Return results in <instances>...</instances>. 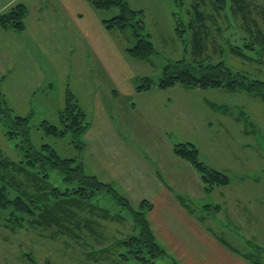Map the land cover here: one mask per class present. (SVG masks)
<instances>
[{"label": "rangeland", "instance_id": "1", "mask_svg": "<svg viewBox=\"0 0 264 264\" xmlns=\"http://www.w3.org/2000/svg\"><path fill=\"white\" fill-rule=\"evenodd\" d=\"M127 1L132 7L144 10L145 33H150L155 47V51L147 59H133L128 56L133 64L132 66L136 69L135 73L138 80L135 82L140 83L143 77H149L153 81L158 82L164 67L170 62L182 58L195 64H198V61L202 59L205 63L224 61L236 71H243L253 78L264 80V60L260 59L259 55L261 51L253 53L246 49L245 52L248 55L255 56V59H251L242 57L241 54L232 52L230 49V44L243 48L246 42L248 44L255 41L256 36L264 35V0H246L248 7L246 16L242 11H235L233 0H227L225 11L229 18L222 11L217 16L216 21H208L211 26L207 37H203L201 40L203 51L197 57L193 54L195 49L192 38L187 39L188 51L185 50L184 44L178 39L175 33L177 18L173 16L174 11L185 12L191 6L190 4L193 0H177V2L175 0ZM18 3L24 2H13L9 7L0 11V15L10 11ZM24 4L28 8L25 28L16 30L4 28L0 24L2 30L17 34V32H23L27 28V18L30 9L27 3ZM213 8L211 4H208L204 7V10L206 12L213 11ZM58 12L60 11L58 10ZM117 12L118 9L115 8L111 11L99 10L103 18H110ZM184 19L188 22L190 17L184 16ZM36 24L34 22L33 26ZM259 30H262V33H259ZM133 33L132 27L124 31H112L113 37L115 36L114 38L112 37L115 39L113 43H116L118 50L124 51L127 46L134 45L136 37ZM203 36H205V33H203ZM58 37H62L60 32ZM59 39H61L60 43L62 44L66 38ZM3 43L0 41V44L3 45ZM62 47L64 48V46ZM2 48L3 46L0 47V49ZM5 59L6 55L0 56V66ZM40 64L45 66L49 73L54 68V65H59L54 61L50 62L49 59L44 57L41 58ZM84 68L89 74L88 85L90 81H93L94 85H100L104 82L102 96L106 97L105 104L92 103L91 97L96 90L94 89L95 86L86 90V92L90 93L87 96L82 92L85 82L81 84V89L79 90L81 95L77 94L76 96H78L81 106L88 113L90 125L95 117V111L104 107L125 111L127 110V105L133 102V99L135 100L132 97L133 93L131 94L132 96L130 93H123L115 81L110 80L109 75L101 74L103 71L100 70V73L93 63H84ZM96 72L99 74L96 75ZM17 73L18 75H23L25 71L23 68L17 71V67L13 69L7 68L6 70L0 69V92L6 98L8 106L13 109V114L31 117L30 136L31 141L37 147L43 143H50L62 157H75L77 160H82L86 172L97 175L99 180L107 183L106 188L99 186L97 189L89 190V199H87L95 205H99L100 209L105 210V213L98 212L95 214L92 212L90 214L73 210L75 213V217L71 220L73 224L68 225L65 223L64 226L70 227L74 232H66L63 231L62 226L58 225L56 221L47 227L39 225L17 226V222H15L12 215L15 210L14 206L12 204L0 206V264H149L135 257L137 254L136 243L133 244V248H130L123 243V240L141 234V227L135 219L136 213L131 208L133 207L134 210L141 209L144 215L148 217V213L151 210L150 205L153 204L152 200L141 196V186L136 185L133 187L129 185L130 189L125 188L124 184L116 183L111 177H103V175L95 173L93 169L95 168L94 138L93 140L91 139L93 146L89 145V147L84 136L83 139L86 142V146L81 152L72 142L74 139L73 133L68 132L63 136L46 134L39 127V124L43 120L48 119L39 115L34 116V113L29 108L27 93L29 95L32 94L34 97L36 89L33 92L31 87L29 90L27 88L18 89V93H21L24 97H17ZM20 79L27 81L28 85L31 84L30 75L28 78L19 76L18 80ZM174 87L176 88L172 89V92H174V97L180 100L181 106L179 107L183 110L181 119L173 120L169 117H161L158 119L157 126L152 128H148L142 118L139 119V115H135L133 122L128 119L129 128L127 130L122 129V131L128 140L127 143L130 145L132 154H130V150L127 151L128 146L122 144L120 147L119 144L121 143L118 138L114 143V140L109 135L112 148H115L117 152L115 154L121 152L120 157L117 156L115 159L118 160L119 164L127 166V169L123 168L118 171L122 174L129 172L130 181H133L134 177L142 179L143 171L140 169L141 165L132 157L135 156L138 159L141 154H144L143 150H146L147 146L151 147L158 140L162 141V144H166L164 135L160 130L163 125H172L169 132L173 133L170 145L173 154L184 162L189 163L201 177L199 182L196 181L197 185L193 181L191 174L186 172L184 178L188 183L186 186L183 184L182 186L191 192L195 188L194 193L198 195L195 194V197L188 198L194 194L185 193L188 197H179L188 205L192 213L205 219L204 224L211 232L220 238L222 237V239L228 240L230 244L239 247L241 250L246 245L252 253L257 255V258L261 254L264 263V98L246 91H228L223 88L187 89L181 85ZM113 89L118 91L117 97L111 99L105 96L107 92H111ZM66 90L62 89L61 83L55 84L54 92L57 95L63 91L65 97ZM42 91L44 92V90L38 89L39 95ZM46 93L48 92L46 91ZM37 103L39 111L49 117V122L62 126L59 114L64 103L57 111L58 105L61 103V101L59 103L58 97L41 94ZM211 103L214 109L211 107ZM226 104L231 106L230 111L232 113L229 115L220 113L225 111L224 105L229 108ZM126 113L128 114V112ZM123 117L126 119L127 115ZM193 124L196 125L197 129H190V125ZM242 129L247 131V133L251 130L254 132L246 135ZM20 139L22 137L18 138V140L17 137L9 139L3 123L0 122V159L25 160L27 158V145L24 147L18 145L21 143L19 142ZM180 142L195 143L200 150L201 158L213 168L225 169L224 171L229 172L232 177V184L235 185H231L228 188V185H226L214 187L212 190L207 189L202 175L195 166L176 154L174 146ZM246 142L251 143L250 148L243 147ZM102 154L105 158L108 155L107 153ZM245 171H249L250 176L254 177L256 181L255 185L247 184L241 190L240 187H237L238 183L236 182L238 181L237 178L242 176ZM49 173L51 182L61 189H65L67 186H75L64 179V173L59 168H50ZM106 175L109 176V174ZM191 180L192 183L190 184L189 181ZM13 181L17 184L15 179ZM13 188L15 187L13 186ZM199 192L201 193L199 194ZM145 193L146 195L151 194L149 192ZM237 199L239 202L235 201ZM143 200H147L148 204L142 206ZM244 204L246 205L245 207L243 206ZM219 205L220 209L218 211L216 207ZM241 207L247 213L239 216L238 213ZM210 211H212L211 214H209ZM15 212L17 214V211ZM167 215L169 216L168 223L171 227V233L175 234L174 224L175 222L183 223V217L175 211H169ZM153 227L158 233V226L155 225ZM153 227L152 229H154ZM184 231L186 232L182 237L184 238L185 249L191 255V260L193 259V254L196 253L198 255L194 257L195 262L205 261V255L202 252H214L212 247L201 240H197V247L193 246V238L197 235L191 233L190 228L186 225H184ZM156 238L167 251V254L158 257L155 264H187L179 253L178 248L173 249L169 243L159 238V233ZM145 247L140 253L141 255L146 251ZM146 255H148L147 251ZM208 264L216 263L209 259Z\"/></svg>", "mask_w": 264, "mask_h": 264}, {"label": "crops", "instance_id": "2", "mask_svg": "<svg viewBox=\"0 0 264 264\" xmlns=\"http://www.w3.org/2000/svg\"><path fill=\"white\" fill-rule=\"evenodd\" d=\"M15 1L29 5L27 28L23 32H17V34L0 28V41L4 42L3 45L0 44V47L3 46L4 48L0 49V56L6 55V59L1 63L0 69L6 70L7 68L13 69L16 67L17 71H20L21 68L24 69L25 74L18 75L17 73V97H24V95L18 93V89L27 88L29 90L31 87L32 92L36 89L34 97L32 94L29 95L27 93L29 108L34 113V116L39 115L49 120L47 114L39 111L37 106V100L41 94L58 97V101L59 103L61 101V103L58 105L57 111L63 105L65 98L63 91L59 95L54 92L56 83H61L62 89L70 87L76 95H81L79 93L80 86L85 82L82 92L87 96L90 93L86 92V90L95 86L94 89L96 90L91 97L92 103L105 104L106 97L102 96L104 82L100 85H94V82L90 81L89 85L87 84L89 74L84 68V63H93L100 73V70L103 71L101 74L109 75V79L114 80L123 93H130V95L133 93V96H131L135 98L133 102L127 105V110L125 111H122V109L120 111L112 110V108L107 107L95 111V117L84 135L88 146H93L91 139H95L93 149L95 160V168L93 169L95 173H99L103 177H111L116 183L124 184L125 188H129V185L133 187L136 185L141 186V196L150 198L153 202V207L148 213L150 225L158 226L159 238L169 243L173 249L178 248L179 253L187 264H208L209 259L216 264H257V262L264 264L261 254L257 258V255L252 253L246 245L241 250L239 247L230 244L228 240L222 239V237L220 238L211 232L204 224L205 219L192 213L188 205L179 197L186 196L185 193L194 194L190 195V197L186 196L188 198L198 195L194 193L195 188L191 192L182 186V184L186 186L188 183L184 178L186 172L191 174L193 181L197 185L196 181L199 182L201 177L189 163L184 162L173 154L170 147L173 133L169 132L172 125H163L160 130L164 135L166 144H162V141L158 140L151 147L147 146L146 150H143L144 154H141L138 159L135 156L132 157L141 165L140 169L143 171L142 179L134 177L133 181H130L129 172L122 174L118 171L123 168L127 169V166L119 164L118 160L115 159L117 156L120 157L121 152L115 154L117 152L115 148H112L109 135L114 140V143L118 138L121 143L119 144L120 147L122 144L128 146V151L130 150V145L127 143L128 140L122 131V129L127 130L129 128L128 119L133 122L135 115H139V119L142 118L148 128L157 126L158 119L161 117H169L173 120L181 119L183 114L182 108L179 107L181 103L178 98L174 97V92H172V89L176 87L162 90L160 88H152L146 91H137L136 85L138 83L135 82L138 80L135 73L136 69L132 66L133 64L126 51L117 49L116 43H113L115 36L113 37L112 31L108 30L103 24V17L100 15L99 10L95 9L88 0H0V11L6 9ZM34 22L37 23L35 26H33ZM59 32L62 37H58ZM63 37L66 39L61 44V39L59 38ZM62 46H64L65 51ZM42 57L59 65H54V68L49 73L48 69L40 64ZM95 74L98 75L99 73L96 72ZM29 75L31 76L30 85L25 80H18L19 76L28 78ZM104 77L106 78V76ZM38 89L44 90V92L42 91L39 95ZM117 95L118 91L113 89V91L107 92L105 96L114 99ZM212 103L210 104L211 107ZM230 108L231 106L229 108L225 106V111L220 113L229 115L232 113ZM124 115H127L126 119H124ZM190 127V129H197L195 124L190 125ZM242 131L246 135L254 132L251 130L247 133L243 129ZM250 146L251 143L246 142L243 147L250 148ZM101 153H107L108 155L105 158ZM130 154H132V151ZM106 174H109V176ZM237 179V187H240L241 190L247 184L255 185L256 181L254 177L250 176L249 171H245ZM189 183L191 184L192 180ZM231 185L235 184L231 182L227 188ZM221 189L225 190L224 188ZM142 191L151 194L146 195ZM235 201L239 202L238 199ZM243 206L245 207L246 205L244 204ZM169 211H175L183 217V223L175 222L174 224L175 234L171 233V227L168 223L169 216L167 213ZM245 213H247L246 210L241 207L238 215L242 216ZM184 225L190 228L191 233L197 235L193 238V246L197 247V240H201L212 247L214 252H202L205 255V261L195 262L194 257L198 255L196 253L193 254V259L191 260V255L185 249L184 238L182 237L186 232L184 231ZM153 228L157 237L158 233L155 227Z\"/></svg>", "mask_w": 264, "mask_h": 264}, {"label": "trees", "instance_id": "3", "mask_svg": "<svg viewBox=\"0 0 264 264\" xmlns=\"http://www.w3.org/2000/svg\"><path fill=\"white\" fill-rule=\"evenodd\" d=\"M88 1L97 10L118 9L115 15L102 20L108 30L124 31L129 27L133 28L136 41L134 45L127 46L125 49L129 57L147 59L155 51L150 33H145L146 22L143 9L132 7L127 0ZM175 1L177 2V0ZM233 2L235 11H242L246 16L248 12L246 0H233ZM208 4L214 7L213 11L206 12L204 10ZM190 5L185 12H173L174 18H177L175 33L184 44L186 51H188L187 39L192 38L195 49L193 54L197 57L203 51L201 40L203 37H207L211 26L208 21H216L222 11L229 18L225 11L227 0H193ZM27 13V6L24 3H18L10 11L0 15V24L4 28L23 30ZM183 15L189 16L190 20L186 22ZM202 30L205 36H203ZM259 33H262V30H259ZM230 49L232 52L241 54L242 57L251 59H255V56L248 55L245 52L246 49L253 53L261 51L260 59L264 60V35L256 36L255 41L248 44L246 42L243 48L230 44ZM176 85L187 89L223 88L228 91H246L264 98V80L253 78L243 71H236L224 61L205 63L203 59L199 60L198 64L184 58L172 61L164 67L158 82L149 77H143L136 85V89L137 91H146L155 87L168 89ZM59 116L62 126L43 120L39 127L48 135L63 136L68 132L73 133L72 142L82 152L86 146L83 138L90 127V121L87 111L81 106L78 97L70 87H67L64 106L60 110ZM0 122L3 123L9 139L17 137L18 140L22 137L19 141L21 143L18 145L23 147L27 145L25 160L0 159V206L9 204L14 206L15 210L12 215L17 226L47 227L56 221L58 225L62 226L63 231L74 232L70 227L64 226L65 223L73 224L71 222L75 217L73 210L90 214L92 212L95 214L105 213V210L100 209L99 205H95L87 199H89V190L97 189L99 186L106 188L107 183L99 180L97 175L86 172L82 160H77L75 157H62L50 143H43L37 147L31 141V117L13 114V109L8 106L7 100L1 92ZM174 148L178 156L189 161L200 172L207 189L212 190L214 187L226 186L232 182L229 172L213 168L201 158L200 150L195 143L180 142L176 143ZM50 168L62 170L64 179L75 186L61 189L54 185L50 180ZM14 179L17 184L13 181ZM146 204L148 201L143 200L141 205L145 206ZM152 207L153 204L150 205L151 209ZM131 209L136 213L135 219L141 227V234L125 239L123 243L130 248H133V244L136 243L137 254L135 257L142 262L155 264L156 259L166 255L167 251L158 242L150 221L143 211L141 209L134 210L133 207ZM219 209L220 205L216 207V210L219 211ZM211 213L212 211L209 212V214ZM144 246L147 247L145 250L148 255H146V251L142 255L140 254ZM257 264L261 263L257 262Z\"/></svg>", "mask_w": 264, "mask_h": 264}]
</instances>
